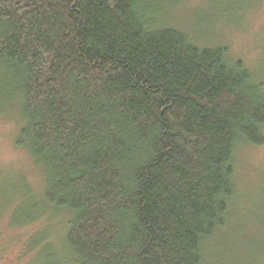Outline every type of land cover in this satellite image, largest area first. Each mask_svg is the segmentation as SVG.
I'll return each mask as SVG.
<instances>
[{
  "label": "trees",
  "instance_id": "1",
  "mask_svg": "<svg viewBox=\"0 0 264 264\" xmlns=\"http://www.w3.org/2000/svg\"><path fill=\"white\" fill-rule=\"evenodd\" d=\"M179 1L0 0V97L67 214L59 264H206L235 153L264 145V82L160 25Z\"/></svg>",
  "mask_w": 264,
  "mask_h": 264
},
{
  "label": "rangeland",
  "instance_id": "2",
  "mask_svg": "<svg viewBox=\"0 0 264 264\" xmlns=\"http://www.w3.org/2000/svg\"><path fill=\"white\" fill-rule=\"evenodd\" d=\"M165 13L158 19L160 25L181 30L200 46H225L232 59L243 60L264 82V0H180L167 4ZM4 97H0V264H59L67 214L58 218L54 209L48 213L46 203L41 204L44 172L26 149L16 145L18 109L9 105L10 98H5L10 103L1 101ZM234 165L236 201L227 226L203 244L205 261L264 264V145L240 146ZM30 208L32 215L24 214Z\"/></svg>",
  "mask_w": 264,
  "mask_h": 264
}]
</instances>
